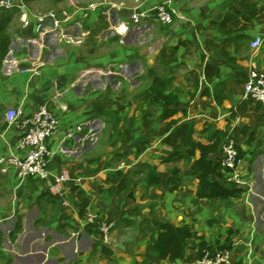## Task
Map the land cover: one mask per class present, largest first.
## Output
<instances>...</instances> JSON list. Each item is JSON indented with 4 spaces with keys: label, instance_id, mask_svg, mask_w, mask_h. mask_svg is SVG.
I'll return each mask as SVG.
<instances>
[{
    "label": "crops",
    "instance_id": "crops-1",
    "mask_svg": "<svg viewBox=\"0 0 264 264\" xmlns=\"http://www.w3.org/2000/svg\"><path fill=\"white\" fill-rule=\"evenodd\" d=\"M28 1L34 2L35 11L30 12L28 7L30 13L44 15L53 11L58 18L89 4H96L98 8L86 19L73 17L72 25L78 23V27L81 26V29L76 27V34L88 33L81 45L74 46L57 43L52 34L41 40L34 32L36 22L33 17H30L31 24L26 28L22 23L21 12L0 10V133H5V140L13 145L18 134L16 130L6 127L5 112L20 107L24 114L29 115L40 105H47L60 123L59 133L48 141L54 153L50 169L54 176L65 173L70 178V182L55 188L54 180L42 182L29 178L19 183L13 170L6 174L0 171V264H142L144 261L147 264H176L151 257L148 252L137 258L131 250L130 254L124 253L132 258L123 262L119 251L103 245L97 234L88 231L85 225V217L89 214L103 221L114 220L117 227L112 234L114 242L116 233L137 219L131 215V211L139 205L131 199L133 196L130 193L135 192L138 185L141 191L135 194L139 201L154 186L128 180L126 188L118 192L116 185L108 184L106 178L109 174L127 178L126 174L131 173L134 166L145 163L148 152L159 159L168 156L171 151L162 144V137H151L150 144L139 153L134 154L133 150L128 149L130 151L125 161L116 168H113L114 164L112 167L105 166L116 155L110 145L108 152L102 155L93 151L99 143L95 139L86 146L87 139L75 135L72 149L67 146L70 141L64 139L69 128L74 129L92 121V116L96 121L101 116L105 118L107 108L113 102L114 106L117 104L119 94L124 96L125 106L134 107L141 98L140 92L138 97L136 94L142 83L145 82L144 90L156 76L173 78L179 91V110L172 120L193 123L196 120V125L197 122L203 125L200 133L206 137L216 130L252 128L248 135H252L254 141L251 146L244 145L248 162L246 164L244 157L241 160V168L248 180L255 183V195H242L248 221H245V230H235L234 234L230 228L221 230L220 238L212 239L208 245L220 247L230 244L229 264H264V107L248 102L244 114L231 118L230 110L244 102L243 84L236 81L234 70L222 65L212 82H207L204 77L206 64L213 62L217 53L215 50L209 51L208 47L216 49L222 41L217 28L210 27L208 23L219 22L224 17L228 0H173L177 17L172 25L165 27L149 19L131 28L124 37L119 36L113 27L126 20L131 10L140 6L150 8L165 0ZM263 31L264 22H252L248 30L249 38L237 41L236 46L229 51L236 60V67L245 73L251 68L264 70L263 49L252 50L249 47L250 42ZM36 61H42L44 67L39 75L32 78L28 69ZM144 66L145 75L141 69L138 70ZM195 77H198L196 87L192 82ZM134 79H138L139 86L132 85ZM220 82L224 83L223 94L226 99L218 106L214 93ZM92 84L96 90L90 89ZM191 105L193 109L188 111ZM194 106H197L196 111ZM239 138L241 140V137L236 139ZM81 147V151L77 150ZM68 152L72 154L64 155ZM6 153L7 146L0 139V158ZM219 156L220 153L211 158ZM185 178L187 181L184 182L193 183L192 191L197 199L199 181L186 173ZM98 186L102 191L106 189L101 197L95 194ZM78 191L83 193L81 197H78ZM237 197L230 198L225 204L231 206ZM84 198L89 205L80 214L77 204ZM145 211V214L140 212L139 223L188 225L195 232L180 215H177L179 222L173 223L170 219L149 217L148 210ZM199 245L200 240H187L188 247L179 264L194 261ZM103 250L110 254L106 256Z\"/></svg>",
    "mask_w": 264,
    "mask_h": 264
},
{
    "label": "trees",
    "instance_id": "trees-1",
    "mask_svg": "<svg viewBox=\"0 0 264 264\" xmlns=\"http://www.w3.org/2000/svg\"><path fill=\"white\" fill-rule=\"evenodd\" d=\"M264 1L251 0H228L227 12L219 21H210V27L217 28L222 36L221 45L208 47L209 51L215 50L213 62L207 63L204 68V77L207 82H212L219 67L222 65L229 66L235 72V79L239 84H243L246 79V73L236 67V60L230 56V50L235 47L237 41L249 38L248 30L252 22L263 23ZM192 72L189 73V76ZM188 76V78H189ZM194 86H197L198 77L192 79ZM224 83L220 82L216 86L214 100L220 106L226 97L223 94ZM204 94V93H203ZM141 104H147L148 107L154 106L155 110L150 109L143 111V128L146 130L145 137H139L137 144L139 149H143L150 144L151 137H162V144L167 146L171 153L160 158V165L174 164L180 160L190 161L198 154V158L191 162L186 175L197 179L199 186L196 192L197 199L221 200L227 202L230 198L237 197L240 189H229L227 187L226 175L220 167L219 158H211L221 152L222 145L226 139H233L239 153V157L243 154L242 143L251 146L254 141L252 135H248L250 128L236 127L231 131L216 130L208 137H199L195 130L193 122L172 120L179 110V91L174 85L173 78L154 77L150 85L141 93ZM248 102H240L234 109L230 110L231 118L240 116L246 112ZM261 107L260 105H257ZM170 120V121H169ZM166 122L165 129L157 134L151 127L152 123ZM237 137H241L236 139ZM244 139V140H242ZM245 153V152H244ZM146 172L143 174V180L147 185L160 187L167 186L168 191H174L179 185V172L173 170L166 182L163 181L160 172L156 166L144 165ZM139 169V167H138ZM141 169V167H140ZM106 182L116 185L118 192L123 191L128 183V178H120L119 174H109ZM76 188H74L75 190ZM83 193L78 191V197ZM89 202L86 198L80 200L77 204L80 214L88 207ZM146 229L142 230L143 236L147 237L148 254L151 257H157L161 260H168L172 263L182 261L187 250V240L193 238L200 240L199 250L196 257L202 255L203 250L213 252L210 246L198 237L188 225L174 226L170 223L160 222H144ZM88 231L98 234L96 227L87 226ZM219 250H230V244H226L217 248ZM108 256L110 253L103 250ZM144 261L142 264H147Z\"/></svg>",
    "mask_w": 264,
    "mask_h": 264
},
{
    "label": "built area",
    "instance_id": "built-area-1",
    "mask_svg": "<svg viewBox=\"0 0 264 264\" xmlns=\"http://www.w3.org/2000/svg\"><path fill=\"white\" fill-rule=\"evenodd\" d=\"M97 8L98 5L89 4L85 7L76 8L70 14L64 13L63 17L58 18L53 12L44 15L30 13L25 0H0V10H17L21 12L24 27L28 28L30 26V17H33L36 22L34 32L41 40L52 34L57 43L67 46L81 45L88 35L87 32L76 34L75 30L79 24L72 25L73 17L78 16L80 19H86ZM176 17L177 12L173 0H165L150 8H144V6L134 8L128 18L120 21L113 27V30L119 36L124 37L130 32L131 28L149 19H154L166 27L172 25ZM78 28L81 29V26ZM249 47L252 50L262 48L264 51V31L250 42ZM43 67L44 63L36 61L30 64L28 73L31 77L37 76ZM242 101L264 107V70L251 68L246 73V79L242 85ZM4 120L8 129L16 130L18 138L13 145H10L5 140V133H0V139L7 146V153L0 158V171L3 174L13 170L19 183H23L29 178L42 182L54 180L55 188L70 182V178L65 173L54 176L50 169L54 153L49 148L48 141L59 133L60 123L47 105H40L35 112L29 115L24 114L20 107L9 109L4 114ZM85 126L86 124H81L74 129L69 128L64 139L74 140L75 135H83V138L89 140L93 135L90 134V130L85 134ZM219 164L226 175L227 182L229 181L236 188L242 189L248 197L255 195V183L246 179L233 139L224 141L219 156ZM85 225L96 227L99 241L103 245H107L111 242L116 222L114 220L103 221L98 216L89 214L85 217ZM193 264H229V251L214 249L213 252H210L209 250H203L202 255L196 257Z\"/></svg>",
    "mask_w": 264,
    "mask_h": 264
},
{
    "label": "rangeland",
    "instance_id": "rangeland-1",
    "mask_svg": "<svg viewBox=\"0 0 264 264\" xmlns=\"http://www.w3.org/2000/svg\"><path fill=\"white\" fill-rule=\"evenodd\" d=\"M25 2H26V5L29 7V11L34 12L35 11L33 10L34 2L33 1L29 2L28 0H25ZM50 12H53V11H50ZM140 69L143 71L145 75V72H146L145 66L144 68H139L138 70ZM158 71L159 70H157V72ZM137 80L138 79H134V81L132 82V85L139 86L140 83ZM144 84L145 82L142 83L141 88L139 87L140 91L137 92L136 97H138L139 94L142 93ZM91 86L92 87H90V89L92 88L93 90H96V87L94 86V84H92ZM84 97H87V95H85ZM140 97H141V94H140ZM123 98L124 96H121V94H119V97L116 101L117 104H115V106L113 105L114 104V102L112 101L113 99L111 100L113 103H111L109 105V108H107L108 112H106L105 118L104 116H101L99 118L100 120L96 121L94 119L95 117L92 116L91 117L92 121H88L87 123H84L86 124L85 127L87 129V130L84 129L85 134H87V131L90 130L91 131L90 134L93 135V137L85 141V145L87 146L93 143L95 139L99 143L97 144L96 148H94L93 151L95 152V154L100 153L102 155L108 152L107 148L110 145L112 147V151H114V154L116 155L114 156V159H112L107 164H105V166L108 165L112 167V164H114L113 168H116V166H118L119 163H122L123 161H125L126 156H127L126 154L130 150H133L134 154L135 152L139 153L142 150V149L140 150L138 147L137 139L139 137H145L146 135V130L143 128V121H142L143 111L148 110V109H150V111L155 110L154 106L148 107L147 104H141V100H138V102L134 104V107L125 106ZM105 101H108V100L105 99ZM194 107L196 111L197 106H194ZM192 109H193V106L191 105L189 106L188 111H192ZM102 120L104 121L102 122ZM197 123L198 124L196 125V120H194L195 130L198 133L199 137L201 136L206 137L205 135L200 133L201 132L200 129L203 127V125L202 126L199 125L200 122H197ZM151 126H152L151 128L154 131H156L157 134H159L161 131L165 129V124L163 123H152ZM251 131H252V128H250V132ZM156 137H159V136H156ZM67 141H70L68 142L69 144H67L68 148L69 149L74 148L73 141L71 139H67ZM130 141H131V144H130ZM244 145L245 144L242 143L241 145L242 149L246 148ZM78 148L77 150H80V151L82 150V147L80 149ZM72 152L64 153V155H71ZM150 153L152 152L147 153L148 157L146 158L145 163H142V162L138 163L136 166L133 167V169H131L132 171L131 173L126 174V177L128 178L129 182L139 181V182L145 183L143 180V175H144L143 173L146 172V169L143 167L144 165H150V166L157 167L164 182L167 181V179L170 177L171 172L173 170H178L179 177H180V181H179L180 184L178 185V188L174 191H168V187L170 188V185H168V187L165 185L160 186V187H154L152 190L150 189L147 192V194H145L144 197L141 198V200L139 201L135 194L137 193L138 195V193L141 191L138 185L135 187V192L132 190L133 192H131L130 195L133 197H131V199L135 203H137L139 206L131 211V215L133 216L135 215V218L137 219H135V221H133L132 223H131L132 220H130L131 224H129L127 228H124V230L116 233V235L114 236L115 241L113 242L111 238V242L107 244L108 246L105 245L107 247L113 248L114 251L116 252L119 251L121 254V261L124 262L128 258H132V257H129L130 255L125 254L124 252L129 253V251L131 250L132 252H134V256L137 258H140L142 253L148 252L147 238L141 236L142 235L141 231L144 228L146 229V225H144L143 223H139L141 219L139 218L140 212L145 214L146 212L145 210H148L149 217L154 216L158 219H165V220L170 219V221H172L173 223L179 222V220L177 219V215H180L181 219L185 218L188 221V224L192 226L193 230L196 232V235L206 241L205 243L207 244V246H209L208 242L211 241L212 239L220 238L221 230L224 231L230 228L229 230L232 231L233 234L235 230L241 231V232L245 230L246 222L248 221L245 218L247 212H246V208L244 205L245 198L242 197V195L244 196L245 193L242 189H240L241 192L239 194V198L237 197V199L235 200V202L232 203L231 206L226 205L224 201H221V202L216 201L215 203H212V202L208 203L205 201L200 202L194 198V194L192 191L193 183L190 181L184 182V181H187V179L185 178L186 170L190 167L191 162L195 160L196 158H198V154H196L195 158H193L190 161L180 160V161L175 162L174 164L160 165L159 157L153 154L150 155ZM118 155L120 157H118ZM246 155L247 154L244 153L243 151V154L241 155L240 159L242 160L244 157V160H247L246 161V164H247L248 156ZM245 166L246 165L244 162V169H246ZM138 167L139 169H135ZM245 176L247 177L246 172H245ZM226 184L228 188H232V186L235 187V185H233V183L229 181ZM100 188L101 187L98 186L97 190L95 191V194L97 197L103 196V194L106 191V189L102 191L100 190ZM110 189H111L110 192L113 193L114 192L113 189L112 188ZM210 247L212 249L219 248V247H215V245L214 246L211 245ZM190 262H191L190 264H193L192 263L193 261H190Z\"/></svg>",
    "mask_w": 264,
    "mask_h": 264
},
{
    "label": "water",
    "instance_id": "water-1",
    "mask_svg": "<svg viewBox=\"0 0 264 264\" xmlns=\"http://www.w3.org/2000/svg\"><path fill=\"white\" fill-rule=\"evenodd\" d=\"M176 264H179V261L178 260L176 261Z\"/></svg>",
    "mask_w": 264,
    "mask_h": 264
}]
</instances>
